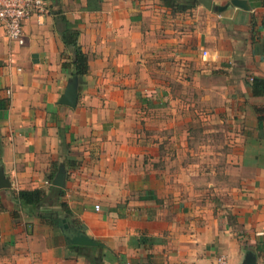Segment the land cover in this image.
Returning <instances> with one entry per match:
<instances>
[{
	"label": "crops",
	"instance_id": "obj_1",
	"mask_svg": "<svg viewBox=\"0 0 264 264\" xmlns=\"http://www.w3.org/2000/svg\"><path fill=\"white\" fill-rule=\"evenodd\" d=\"M231 1L174 13L163 0H47L23 44L0 22V167L11 184L0 188V264H96L95 249L17 203L21 190L49 192L61 165L69 225L103 245L99 264H244L250 254L264 264V96L251 87L264 78V0ZM58 10L90 66L76 107L61 104L73 75ZM199 107L200 120H229L242 138L237 171L205 194L180 162L169 173L168 154L188 142L161 140L169 120V134L186 138Z\"/></svg>",
	"mask_w": 264,
	"mask_h": 264
},
{
	"label": "rangeland",
	"instance_id": "obj_2",
	"mask_svg": "<svg viewBox=\"0 0 264 264\" xmlns=\"http://www.w3.org/2000/svg\"><path fill=\"white\" fill-rule=\"evenodd\" d=\"M190 97L194 98V92L190 93ZM205 108L206 107H199L195 109L193 114L190 115L195 118L193 122L189 121L186 123V121H184L183 130L187 129L189 132L186 138L184 135L181 137L175 136V134H169L170 131L173 132L175 128H178L176 125L173 127L174 124H172L170 120L164 125L167 133L161 137V140L164 141L166 145L171 144L172 146H178L177 144H179L182 139L183 145L186 147L185 144L188 142L187 146L189 151L184 148L183 153L178 154L175 152L178 156L170 152L166 160L167 162L169 161V166L175 161L180 162L183 167V176H192L194 182L191 187L197 189L199 193L202 194L209 193L207 190L209 189V182H217L218 180L220 182L229 172L232 177L233 173L237 171L234 167L236 164L233 162L237 160L238 147H240L238 144L241 142L240 139L242 140V138L238 136H233L235 133V131H232L234 124L229 122V120H224L222 122L214 119L212 115L209 116L210 120H200V115L205 118L208 116ZM142 125L141 122V126ZM146 126L145 122L144 127L146 128ZM149 126L150 129H152L153 126H157V121H152ZM183 134H185V132H183ZM159 138L160 137H158V139ZM158 139L156 140L157 142L159 141ZM190 163L197 165L196 169L193 167V170H191L189 167ZM169 170L170 174H173L175 171L171 166Z\"/></svg>",
	"mask_w": 264,
	"mask_h": 264
},
{
	"label": "trees",
	"instance_id": "obj_3",
	"mask_svg": "<svg viewBox=\"0 0 264 264\" xmlns=\"http://www.w3.org/2000/svg\"><path fill=\"white\" fill-rule=\"evenodd\" d=\"M167 7H170L174 13L186 12L195 8L199 3L198 0H163ZM56 21L58 22V29L62 40L71 56L72 75L78 76L80 79L84 75L89 73V61L87 54L83 51L79 43V31L73 27L69 22L67 16L61 10L56 12ZM251 87L256 95L264 96V78L253 77L251 80ZM258 112L263 113L264 108H258ZM263 121V116L260 114L259 123ZM65 190L61 187L52 186V189L48 192L43 189L34 190H21L17 193V203L21 207H32L36 211V215L43 221L56 224L59 227L63 226V220L66 219L68 223H74L72 219L73 212L71 211L68 203L64 200ZM3 205L0 202V211ZM14 217L19 216V212L13 211ZM99 242V241H98ZM78 247H90L97 251L95 257V263H102L104 259L103 245L97 246H79ZM87 257H90L87 255Z\"/></svg>",
	"mask_w": 264,
	"mask_h": 264
},
{
	"label": "water",
	"instance_id": "obj_4",
	"mask_svg": "<svg viewBox=\"0 0 264 264\" xmlns=\"http://www.w3.org/2000/svg\"><path fill=\"white\" fill-rule=\"evenodd\" d=\"M47 1V0H46ZM199 3L204 5L208 9H212V0H198ZM234 5L240 8H246L244 0H232ZM79 78L74 75L67 85L66 91L61 99V104H65L71 107H76L79 90ZM66 180V170L63 165L59 166L58 172L53 180V185L64 188ZM11 186L10 181L4 174V169L0 167V188H6ZM63 227L66 230V238L68 243L74 245H99L100 243L93 238L89 237L85 232L78 228L70 227L66 219L63 220ZM244 264H256V260L253 254L247 256Z\"/></svg>",
	"mask_w": 264,
	"mask_h": 264
},
{
	"label": "built area",
	"instance_id": "obj_5",
	"mask_svg": "<svg viewBox=\"0 0 264 264\" xmlns=\"http://www.w3.org/2000/svg\"><path fill=\"white\" fill-rule=\"evenodd\" d=\"M46 10V0H0V22L10 39L23 44L25 21L35 14H43ZM96 208L99 209L100 206L96 205ZM222 263L227 264L225 259Z\"/></svg>",
	"mask_w": 264,
	"mask_h": 264
}]
</instances>
